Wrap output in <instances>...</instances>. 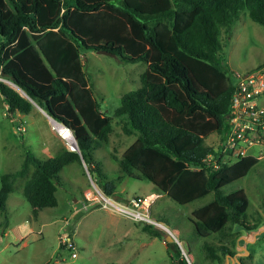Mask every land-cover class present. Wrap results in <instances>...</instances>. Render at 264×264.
Wrapping results in <instances>:
<instances>
[{
	"label": "trees",
	"instance_id": "trees-1",
	"mask_svg": "<svg viewBox=\"0 0 264 264\" xmlns=\"http://www.w3.org/2000/svg\"><path fill=\"white\" fill-rule=\"evenodd\" d=\"M245 11L264 29V0H0L2 75L29 97L0 82L9 116L30 114L37 104L72 131L79 149H64L46 161L27 149L21 168L0 177V212L7 211L20 178H25L22 194L35 218L57 207L59 172L73 162L86 163L104 193L115 195L114 186L102 183L107 175L94 156L109 142L118 119L127 136H136L115 157L123 174L149 180L157 194L180 205L213 193L211 202L193 211L196 232L220 242L206 246L209 260L222 264L221 255L240 257L243 251L222 242L235 228L252 232L258 225L247 226L250 202L244 190L223 195L221 189L245 177L260 160L247 155L218 169L206 168L205 162L219 154L207 140L218 135L223 141L229 126L236 79L223 50ZM84 50L147 65L141 86L122 96L113 116L95 97ZM142 230L163 237L152 224ZM231 244L237 248L242 242ZM174 264H188L179 250Z\"/></svg>",
	"mask_w": 264,
	"mask_h": 264
},
{
	"label": "rangeland",
	"instance_id": "rangeland-1",
	"mask_svg": "<svg viewBox=\"0 0 264 264\" xmlns=\"http://www.w3.org/2000/svg\"><path fill=\"white\" fill-rule=\"evenodd\" d=\"M225 44L223 57L229 72L245 75L261 69L264 75V29L246 11ZM82 53L86 59L84 70L93 84L95 97L102 111L113 116L122 96L141 86L140 77L147 65L122 62L116 56L91 50ZM2 83L21 93L8 79ZM256 103L264 106V95ZM41 111L42 114L36 112L11 118L9 106L0 93V177L21 168L27 149L42 161L58 156L64 149L73 151L53 128V119L42 108ZM135 139L136 136H127L121 121L115 119L109 142L95 152V160L107 175V180L102 183L114 186L115 195L104 193L97 184L99 177L90 175L86 163L73 162L59 172L57 207L44 209L35 218L31 205L22 194L25 178L18 179L15 191L9 195L7 211L0 212V264H174L178 260V250L188 264H219L207 258L206 250V246L218 245L219 240L214 235L199 236L192 222L193 211L211 202L214 194L180 205L165 194H157L149 180L123 174L115 157L120 158ZM251 139L257 145L252 146L247 155H255L259 163L245 177L224 186L221 191L223 195L238 190L246 192L250 202L245 216L247 226L258 225V229L251 232L248 228H235L234 234L222 242L236 252L243 251L240 257L229 259L228 264L235 260L264 264V142H258L254 133ZM207 141L218 152L221 150L218 146L220 136L212 135ZM236 158L229 153L222 155L223 161ZM89 192L93 193L91 206L76 212L83 207ZM154 193L156 199L150 204L149 215L155 223L134 220L118 209H136L137 202L141 203ZM146 223L160 230L162 239L144 232L142 227ZM158 223L170 229L176 240L166 241L167 232ZM68 237L74 243L72 249L63 244ZM234 239L242 242L237 248L231 244ZM73 252L77 254L75 258L71 256ZM248 252L252 254L251 258ZM221 258V263L226 264L228 258L222 255Z\"/></svg>",
	"mask_w": 264,
	"mask_h": 264
},
{
	"label": "built area",
	"instance_id": "built-area-1",
	"mask_svg": "<svg viewBox=\"0 0 264 264\" xmlns=\"http://www.w3.org/2000/svg\"><path fill=\"white\" fill-rule=\"evenodd\" d=\"M236 79V90L232 99V111L227 117L228 129L225 133L224 140L221 141L219 154H210L206 159V168L218 169L222 163L228 161L222 160V155L231 154L232 157L247 156L248 150L257 145L251 134L254 133L258 137V142H264V106L256 103V100L264 95V75L261 69L257 71L247 72L245 75L239 72L233 73ZM2 68H0V82L4 81ZM20 130L23 128L20 127ZM260 140V141H259ZM91 194H93L91 192ZM90 192L85 195V202L81 210H87L91 206ZM113 205V203L109 202ZM137 208L119 207L121 212L134 220L147 223H155L149 215L150 204L147 199L141 203L137 202ZM64 243L69 249L74 248V243L70 237L64 239ZM73 258L77 256L76 252L71 255Z\"/></svg>",
	"mask_w": 264,
	"mask_h": 264
},
{
	"label": "bare ground",
	"instance_id": "bare-ground-1",
	"mask_svg": "<svg viewBox=\"0 0 264 264\" xmlns=\"http://www.w3.org/2000/svg\"><path fill=\"white\" fill-rule=\"evenodd\" d=\"M51 122H52L53 128L60 134V136H62L68 142L70 147L74 146L75 139H74L72 132L69 129L65 128L64 125L58 123L57 121L55 122V120H51ZM90 195H91V192H90ZM155 199H156L155 194L149 195V197L147 198V202L150 204ZM106 201L109 202L107 198H106ZM157 225L161 227L162 229H165L166 231L173 234V232L170 229H168L165 225H163L162 223H158Z\"/></svg>",
	"mask_w": 264,
	"mask_h": 264
},
{
	"label": "water",
	"instance_id": "water-1",
	"mask_svg": "<svg viewBox=\"0 0 264 264\" xmlns=\"http://www.w3.org/2000/svg\"><path fill=\"white\" fill-rule=\"evenodd\" d=\"M98 53H101V54H106V55H111L110 53H108V52H106V51H98ZM13 84V83H12ZM13 85H15V84H13ZM15 87H17L16 85H15ZM17 89H19L20 91H21V93H23L26 97H28L19 87H17ZM29 98V97H28ZM34 103V102H33ZM51 119H53L52 117H51ZM54 120V119H53ZM56 121V120H55ZM59 123V122H58ZM64 127L65 128H67V126H65L64 125ZM67 129H69V128H67ZM70 130V129H69ZM71 131V130H70ZM72 132V131H71ZM74 139H75V145L74 146H72V150L73 151H79V149H78V146H77V141H76V138L74 137ZM165 230V229H164ZM166 231V230H165ZM167 233H166V236H165V239H166V241H168V242H173V241H175L176 239H175V237L172 235V233H169L168 231H166ZM251 236V235H250ZM228 258V260H227V263L226 264H228V262L230 261L229 259H231V257L230 256H228L227 257Z\"/></svg>",
	"mask_w": 264,
	"mask_h": 264
},
{
	"label": "crops",
	"instance_id": "crops-1",
	"mask_svg": "<svg viewBox=\"0 0 264 264\" xmlns=\"http://www.w3.org/2000/svg\"><path fill=\"white\" fill-rule=\"evenodd\" d=\"M85 58L83 57V61H84V63H85ZM20 94H22V93H20ZM22 96H24V95H22ZM24 97H26V96H24ZM26 98H28V97H26ZM35 104V103H34ZM36 112H40L41 114H42V111H41V108L37 105V104H35V109L30 113V114H26V115H31L32 113L33 114H35ZM23 114H21V113H18L17 115H16V117H20L21 118V116H22ZM22 125V124H21ZM23 126V125H22ZM155 194V193H154Z\"/></svg>",
	"mask_w": 264,
	"mask_h": 264
}]
</instances>
